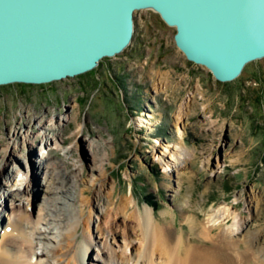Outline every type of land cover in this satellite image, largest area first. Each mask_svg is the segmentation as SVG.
I'll use <instances>...</instances> for the list:
<instances>
[{
	"label": "rangeland",
	"instance_id": "1",
	"mask_svg": "<svg viewBox=\"0 0 264 264\" xmlns=\"http://www.w3.org/2000/svg\"><path fill=\"white\" fill-rule=\"evenodd\" d=\"M133 20L130 44L88 72L0 85V242L21 229L33 264H73L54 256L71 234L88 245L84 264H125L141 244L118 214L132 197L195 244L184 211L196 223L238 214L243 228H263L250 264H264V58L220 82L186 59L158 14ZM257 203L261 217L247 226Z\"/></svg>",
	"mask_w": 264,
	"mask_h": 264
},
{
	"label": "water",
	"instance_id": "2",
	"mask_svg": "<svg viewBox=\"0 0 264 264\" xmlns=\"http://www.w3.org/2000/svg\"><path fill=\"white\" fill-rule=\"evenodd\" d=\"M150 9L220 82L264 58V0H0V85L75 77L121 53Z\"/></svg>",
	"mask_w": 264,
	"mask_h": 264
},
{
	"label": "bare ground",
	"instance_id": "3",
	"mask_svg": "<svg viewBox=\"0 0 264 264\" xmlns=\"http://www.w3.org/2000/svg\"><path fill=\"white\" fill-rule=\"evenodd\" d=\"M156 76H166V73L157 70ZM168 87L169 85H167L166 89ZM39 121L41 122V119ZM47 129L49 130V128ZM41 143L43 151L47 156H50V148H48L50 140L44 139ZM46 165L48 170L54 168L52 160L50 164ZM63 184V187H65L66 183L64 182ZM7 194L10 196L11 193ZM258 204L255 207L253 218L247 220V226L254 218L258 220L261 217ZM131 210L133 211L131 212ZM129 212L131 213L129 214ZM118 214L125 221L127 218L130 220L131 228L141 242L136 252L132 255L133 259L128 258L126 254L119 257L125 264L132 261L134 264H250L257 258L256 254L261 249L260 242L262 241L263 228L255 231L248 227L243 228L244 224L240 225L237 222L239 215L233 212L221 215L219 212L214 211L207 221L196 223L194 217L184 211L183 222L190 223L191 231L195 233L199 240L197 244L193 243L192 239L185 241L182 235L177 234L178 228L173 223L160 224L153 214L152 207L144 205L143 209H141L137 203H134L132 197L126 199L125 204L118 210ZM228 219H233L234 222L231 227L225 228L223 224L227 223ZM6 229L7 233H9L8 231H13V228L8 225ZM214 229H217V231L213 232ZM19 232L20 235L13 234L11 236L5 234L1 240L0 264H33L31 259L35 255L34 242L24 235L21 229ZM241 243L246 244L244 250L240 248ZM66 244V248L54 252V256L59 257L61 263L84 264L85 255L87 250H89L88 245L87 248L83 242L78 245L76 236L71 234L67 237ZM134 256L135 259L137 258L136 261ZM37 260H40L38 264L44 263L43 258H39V256ZM112 260L113 264L118 261L116 256L115 258L112 256Z\"/></svg>",
	"mask_w": 264,
	"mask_h": 264
},
{
	"label": "trees",
	"instance_id": "4",
	"mask_svg": "<svg viewBox=\"0 0 264 264\" xmlns=\"http://www.w3.org/2000/svg\"><path fill=\"white\" fill-rule=\"evenodd\" d=\"M150 201V200H149ZM152 206H153V208H155V205H153V203H150Z\"/></svg>",
	"mask_w": 264,
	"mask_h": 264
}]
</instances>
